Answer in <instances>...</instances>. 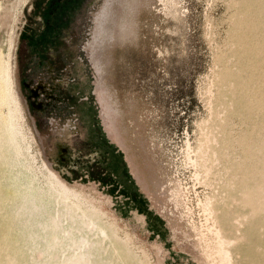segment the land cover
<instances>
[{
  "label": "rangeland",
  "instance_id": "obj_1",
  "mask_svg": "<svg viewBox=\"0 0 264 264\" xmlns=\"http://www.w3.org/2000/svg\"><path fill=\"white\" fill-rule=\"evenodd\" d=\"M32 1L0 0V264H47L44 164L136 257L102 264H264V0H115L103 41L79 0L37 49Z\"/></svg>",
  "mask_w": 264,
  "mask_h": 264
},
{
  "label": "bare ground",
  "instance_id": "obj_2",
  "mask_svg": "<svg viewBox=\"0 0 264 264\" xmlns=\"http://www.w3.org/2000/svg\"><path fill=\"white\" fill-rule=\"evenodd\" d=\"M113 2H115V0H108L107 5L104 7V12L102 11L100 21L101 33L98 38L100 41L105 40L107 36L110 37V39L112 38L111 30H108L104 26L110 23L109 19L112 15L111 7ZM44 166L47 173L44 187L38 191H35V189H29L24 193L26 195L25 199L39 204L54 229L47 231L48 233H51V238H53V241L55 242L53 246H50L48 242H45L46 240L42 243L38 240L34 241L37 245L36 251H42V256L39 260L42 263L52 264L54 263V260H57L62 256L64 264H102L103 262L101 261V257H99V255L101 253H103V255L106 253L107 248L102 249V245L106 243H108L107 247L114 249L113 254H117L119 257L126 256L127 258H136L133 255L134 253L131 254V252L126 250L123 242L115 235L109 224L100 219V212L96 211L93 207L86 205V202H82L79 199L80 196H78L77 193L69 191L57 174L51 170L47 164H44ZM205 209H207V207ZM74 216H76L77 219ZM62 220L70 221L69 227L73 229L75 227V230H80L79 232L81 233H83L82 230H84L79 228L82 225L81 223H88L91 225L93 227L92 238L94 239V245L96 246H85L81 249L82 251L78 253V255L72 253L71 248L65 247L63 244L66 243L65 241H69L70 245L71 243H74L73 237H76V235L75 233L73 234V231L67 229ZM39 226H41L40 222ZM60 233H62V237L60 240H57L56 237L58 234L60 235ZM218 233L220 232L217 231L216 234ZM98 242L101 243L98 245L96 244ZM83 249L86 250L83 251ZM91 250L93 252H90ZM52 253L61 255H59V257H54ZM225 253L223 252L224 257H227ZM48 259H50V262H47Z\"/></svg>",
  "mask_w": 264,
  "mask_h": 264
},
{
  "label": "flooded vegetation",
  "instance_id": "obj_3",
  "mask_svg": "<svg viewBox=\"0 0 264 264\" xmlns=\"http://www.w3.org/2000/svg\"><path fill=\"white\" fill-rule=\"evenodd\" d=\"M78 1L79 0H45V2L42 3L41 0H33L32 5L37 7L41 3V6H42L40 8V11L38 14V22L41 25V29L39 30L36 37L31 38L33 43L30 47L37 49V44L39 43V42H36L37 39H39V38L40 39H44V38L47 39V36L51 35L52 33H55V26L63 25V23L66 21V18L68 17L69 11L78 3ZM33 59H36V60L32 61V63L33 64L35 63L37 66H41V68H42L41 70L44 69L46 72H49V70L52 71L53 68H51V67H54V66H51V62L45 61V60L41 61L40 58H35V57ZM65 71H67V69L62 68V73ZM59 83H58L59 86H62L61 82H59ZM39 86H40V88H38ZM39 90L40 91L42 90V92H43L44 87H42V84L36 83L35 86H33L31 88V90H29V91H31L33 98H35L37 96V93L39 92ZM48 99H49V97H48ZM63 102H65V101L63 100ZM32 106H36V105L32 103ZM73 129H74V127H73ZM64 132H66V133L62 132V134H67L70 132V130L65 129ZM61 156H64V153H62ZM59 160H61V159H59Z\"/></svg>",
  "mask_w": 264,
  "mask_h": 264
}]
</instances>
